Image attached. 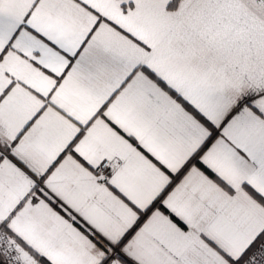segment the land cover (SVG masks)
I'll list each match as a JSON object with an SVG mask.
<instances>
[{
	"label": "snow or ice",
	"instance_id": "snow-or-ice-1",
	"mask_svg": "<svg viewBox=\"0 0 264 264\" xmlns=\"http://www.w3.org/2000/svg\"><path fill=\"white\" fill-rule=\"evenodd\" d=\"M0 264H264V0H0Z\"/></svg>",
	"mask_w": 264,
	"mask_h": 264
}]
</instances>
